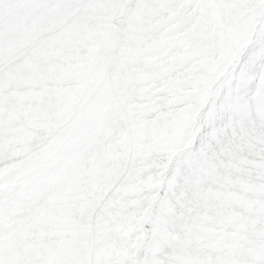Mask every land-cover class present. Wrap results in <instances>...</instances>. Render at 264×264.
I'll return each instance as SVG.
<instances>
[{"label":"clouds","instance_id":"clouds-1","mask_svg":"<svg viewBox=\"0 0 264 264\" xmlns=\"http://www.w3.org/2000/svg\"><path fill=\"white\" fill-rule=\"evenodd\" d=\"M256 189L264 0H0V264H264Z\"/></svg>","mask_w":264,"mask_h":264},{"label":"rangeland","instance_id":"rangeland-1","mask_svg":"<svg viewBox=\"0 0 264 264\" xmlns=\"http://www.w3.org/2000/svg\"><path fill=\"white\" fill-rule=\"evenodd\" d=\"M257 191H264V189H256ZM249 203H251V202H249Z\"/></svg>","mask_w":264,"mask_h":264}]
</instances>
